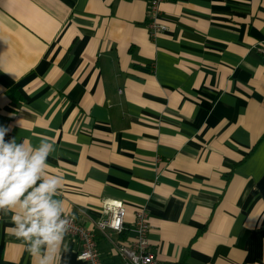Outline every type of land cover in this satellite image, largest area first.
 <instances>
[{"label": "crops", "instance_id": "obj_1", "mask_svg": "<svg viewBox=\"0 0 264 264\" xmlns=\"http://www.w3.org/2000/svg\"><path fill=\"white\" fill-rule=\"evenodd\" d=\"M0 0L5 140L54 142L57 199L103 264L144 207L157 264H264V0ZM106 199L125 229L94 227ZM0 211V264H34ZM62 264H82L78 243Z\"/></svg>", "mask_w": 264, "mask_h": 264}, {"label": "clouds", "instance_id": "obj_2", "mask_svg": "<svg viewBox=\"0 0 264 264\" xmlns=\"http://www.w3.org/2000/svg\"><path fill=\"white\" fill-rule=\"evenodd\" d=\"M9 131L0 126V211L12 213L9 231L24 242L34 264H62V254L70 251L65 237L76 216H69L64 201L56 198L64 180L48 171L54 142L34 147L15 138L6 141ZM116 204L105 200V214ZM110 226L122 230L115 213Z\"/></svg>", "mask_w": 264, "mask_h": 264}, {"label": "built area", "instance_id": "obj_3", "mask_svg": "<svg viewBox=\"0 0 264 264\" xmlns=\"http://www.w3.org/2000/svg\"><path fill=\"white\" fill-rule=\"evenodd\" d=\"M164 0H148L146 11V28L148 35L152 38L158 36L165 30L160 19L161 4ZM107 200V199H106ZM117 204L113 210L105 214V200L101 204L102 216L95 221L94 227L101 233L112 232L121 234L125 229L126 209L119 200L111 199ZM122 221V230L111 227L113 215ZM70 216V215H69ZM150 230L148 215L144 207H137L133 212L131 231L133 236L115 245V251L119 261L115 264H157L155 254L148 250L147 234ZM67 236L78 243L77 259L82 264H103L100 259L95 232L79 222L73 220L69 226Z\"/></svg>", "mask_w": 264, "mask_h": 264}]
</instances>
